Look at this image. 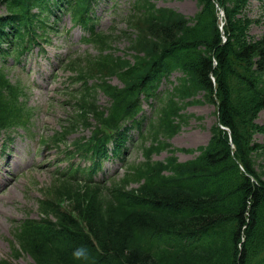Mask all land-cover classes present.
I'll list each match as a JSON object with an SVG mask.
<instances>
[{
    "label": "trees",
    "instance_id": "16d2710c",
    "mask_svg": "<svg viewBox=\"0 0 264 264\" xmlns=\"http://www.w3.org/2000/svg\"><path fill=\"white\" fill-rule=\"evenodd\" d=\"M78 3V11L87 10L88 0ZM215 3L224 12L226 39ZM245 3L196 0L197 11L185 16L152 0H135L122 31L132 61L112 52L115 35L109 33L93 39L96 55L71 60L72 71L96 79L72 98L78 99L76 120L93 117L111 125L134 115L139 90L151 94L163 76L177 69L182 76L166 94L146 137L172 136L191 116L180 112L188 104H213L216 122L193 158L180 163L169 156L163 163L151 161L147 151V160L132 175L126 173L121 188L109 190L110 197L98 193L83 206L77 202L73 210L84 217L85 227L53 198L44 200L42 207L55 220L43 226L28 222L17 231L35 264H264V143L253 138L264 133L256 121L264 109V31L250 34L261 18L243 11ZM33 7L39 14L54 10L50 0H12L8 9L14 17L6 26H15ZM113 75L122 87L107 82ZM97 88L112 98L109 115L98 109ZM6 122L7 114H0V125ZM220 125L230 130L233 147ZM165 146L158 141L151 150ZM129 179H144L137 198L124 191ZM80 246L87 248V259L73 257Z\"/></svg>",
    "mask_w": 264,
    "mask_h": 264
},
{
    "label": "rangeland",
    "instance_id": "374dc122",
    "mask_svg": "<svg viewBox=\"0 0 264 264\" xmlns=\"http://www.w3.org/2000/svg\"><path fill=\"white\" fill-rule=\"evenodd\" d=\"M133 0H99L95 6L97 17V27L106 33L116 34L113 39V47L117 54L122 55L126 51L128 44L127 37L122 34L125 29L124 17L129 12V7ZM157 6H169L175 8L185 16H193L198 6L196 0H154ZM245 11L252 18H261L259 25H253L250 28V34L258 36L264 31V4L262 0H246ZM219 22H224V18H219ZM71 21L68 15H63L59 22L58 29L61 30L57 35H52V43L46 46L48 55L30 56L20 70H15V75L23 78L31 83V93L29 101L32 102L36 98L42 105L43 109L35 119V131L42 129L45 136L51 134L53 128L60 129L59 122L66 117L69 110L70 115H74L73 107L65 103V96L60 92L63 88L62 82L70 76L67 62L74 57L82 56L86 49L88 53L93 54L95 51L91 44H84L80 38L82 31L79 27L71 29ZM132 50H128L130 52ZM127 58H131L130 55ZM26 71V72H25ZM55 71L56 78L49 76ZM176 72L170 77V81H174ZM170 81L162 84V89L170 87ZM111 82L119 84L117 77L113 76ZM200 97V96H197ZM97 100L103 106L108 104L106 96L101 92H97ZM159 104L156 101L150 103L146 101L143 104L144 114L152 117ZM216 108L213 104H196L189 105L182 110L184 113H192V117L188 119L186 124L180 128V132L170 139L173 145L177 147H197L207 144L211 132L210 127L216 122ZM257 123L264 124V109L260 111L257 117ZM46 128H42V127ZM88 132V130H85ZM69 136L66 140L70 139ZM5 133H0V189L2 182L8 178H13L17 186L10 190V196L6 194L0 197V259L7 258L15 264H33L28 255L14 257L11 254V239L13 227L16 222L24 217L25 213H31L35 217L37 211V197L42 188L51 183L50 164L56 158L53 150L49 153L46 148L37 149V139L30 138L22 130H18V134L13 139V145L17 152L13 156H6L2 152V145H6ZM255 141L264 143V133H255L253 135ZM63 145L60 146V150ZM6 150V149H4ZM11 152V148H7ZM167 152V151H166ZM178 154L180 160H186L196 155ZM134 156V158H133ZM132 161H140L139 154L131 155ZM106 169L111 171L113 176L120 177L122 167L118 164L107 163ZM26 179H23V177ZM35 180L36 183L28 182ZM104 182V176L100 178ZM86 193L83 189L78 188L74 194L66 196L64 202L69 206L77 200L84 199ZM87 200V199H86ZM85 200V202H86ZM84 202V203H85Z\"/></svg>",
    "mask_w": 264,
    "mask_h": 264
},
{
    "label": "clouds",
    "instance_id": "9594fccd",
    "mask_svg": "<svg viewBox=\"0 0 264 264\" xmlns=\"http://www.w3.org/2000/svg\"><path fill=\"white\" fill-rule=\"evenodd\" d=\"M87 256H88V250L84 246L78 247L73 252V257L75 259H78V260H80V259H87Z\"/></svg>",
    "mask_w": 264,
    "mask_h": 264
}]
</instances>
